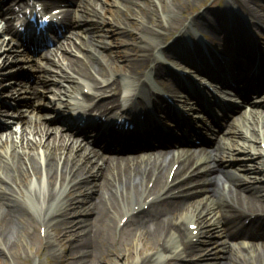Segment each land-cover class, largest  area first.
<instances>
[{"label":"bare ground","instance_id":"obj_1","mask_svg":"<svg viewBox=\"0 0 264 264\" xmlns=\"http://www.w3.org/2000/svg\"><path fill=\"white\" fill-rule=\"evenodd\" d=\"M61 1L48 0V4ZM64 1H72L77 6V13L64 30L84 23L92 42L104 48L107 44L96 39L97 32L102 34L96 15L101 12H110L113 16L124 14L127 23L118 31L129 33L132 45L121 55L122 62L115 65L111 60L105 61L104 54L96 47L82 40L77 42L71 33L64 35L54 48H47L35 61L34 69L38 73L23 100L29 107L28 112L40 108L42 94L48 89L46 77L55 75L52 67L57 64L63 67L60 72L71 80L73 87H81L73 83L76 74L91 80L96 92L110 90L108 99H98L95 105L104 114H119V83L99 87L102 81L88 70V64H95L90 62L88 52L82 51L80 56L66 54L68 47L90 49L97 58V73L102 76L120 72L138 80L153 61L152 68L156 76H160L161 84L173 94L178 93H174L176 83L166 76L162 59L156 58V51H170L158 39L173 32L187 36L190 29L184 27L186 16L201 0H100V12L96 10V0ZM236 1L249 13L254 11L245 0ZM62 10L68 15L66 9ZM7 14L16 15V11L11 8L3 13L0 9V21H3L0 74L8 62L19 58L22 48L25 50ZM257 17L264 22V16ZM203 19L215 30L221 26L215 11ZM135 31L140 32V38ZM71 32H77L75 36L79 38V31ZM60 49L63 60L57 62L53 52ZM14 88L15 92L21 90L19 86ZM84 96L92 99L90 93L84 92ZM231 113L222 120V125L225 122L229 129L210 148L177 149L133 157L111 155L79 141L71 142L67 132L37 121H32L30 138L26 132L22 139L7 143L0 133V264H6L8 258L21 257L26 246L40 243L42 227L46 228L47 238L53 237L56 243L69 242L64 264H112L114 257L130 262L134 243L141 250V257L131 264H183L182 259L189 255L196 256L194 264H223L221 255L225 257L224 264H264V191L244 174L248 171V162L258 155L252 152L257 148L255 141L249 139H261L260 145L264 144V109L251 106L245 126L240 122L241 117L246 116L244 112L241 117H231ZM41 115L47 118L49 113ZM16 118L23 121L25 111H20ZM156 122L151 118L146 121L151 125ZM118 141H115L117 146L121 145ZM105 142L114 144L112 138ZM237 143L240 148L235 147ZM261 147L260 155H264ZM227 151L233 153L234 159L224 168L227 185H223L221 177L216 175V166ZM43 164L49 187L44 194L47 209L39 212L28 206L23 195L31 192L32 179L42 177ZM61 165L60 172L56 167ZM60 176L69 180V190L57 193L55 184ZM57 195L60 198L56 200ZM35 198L41 200L38 191ZM193 224L198 225L197 234L192 230ZM235 248L237 251L233 253ZM150 250L155 251L149 254Z\"/></svg>","mask_w":264,"mask_h":264},{"label":"rangeland","instance_id":"obj_2","mask_svg":"<svg viewBox=\"0 0 264 264\" xmlns=\"http://www.w3.org/2000/svg\"><path fill=\"white\" fill-rule=\"evenodd\" d=\"M205 3L204 0H201V2L199 4H197V8L202 4ZM116 5H112V7H115ZM195 8V9H197ZM162 14L165 16L167 13L164 11V13L162 12ZM105 18L107 19V22L105 24L101 23V27L102 30L100 31L102 34H99L98 38L101 40V42H104L105 47L103 48L102 45H95L99 48H102V52L105 55V58L107 60H111L112 62H114V64H118L122 62L121 59V55L123 53H125L130 46L132 45V38L129 34H126L125 32L119 33L118 29H116L118 26H121V24L126 25L127 20L124 18L123 14H120V16L118 15L117 17L113 16L112 14H110V12L105 13ZM105 32V34H104ZM141 33H143L141 31ZM90 34V33H89ZM135 34L140 35L139 31H135ZM175 37V36H174ZM81 38L88 44L92 43V40L90 39V37L88 38V41H86L84 39L83 36H81ZM104 41H103V40ZM171 38H159L158 40L162 41V43H164L166 41V43H169L171 40ZM84 50V49H83ZM75 52L78 53V51L74 50L73 51L69 50L67 52V54H75ZM121 53L120 55H118V53ZM160 54V53H159ZM92 60L95 62V59L92 58ZM98 77L104 81L105 78L100 77V75L98 74ZM88 80V79H87ZM85 79H80L81 82H83L86 85V89H89L92 91L91 89V84L90 82H88ZM119 81L121 85H123V83L131 81L128 77H124L123 74H115L112 76V80L111 82L114 81ZM131 82H137V81H131ZM60 84H52L50 83L49 85V89H47V94H48V98L49 99H55L58 102L63 103V105L65 107H68V96H65V98L59 99V96H63L66 95V92H70L73 88H69V82L67 80H60ZM51 87V88H50ZM59 88H61L62 90H60ZM93 92V91H92ZM70 94V93H69ZM124 95L120 94L118 96L119 101L123 104L125 100H128L130 96H128L127 98H123ZM47 104L49 103V100H46ZM48 106V105H47ZM48 110V109H47ZM46 111V110H45ZM49 111V110H48ZM42 112V111H41ZM51 113V115H53L52 111H49ZM40 113V112H39ZM51 118V117H49ZM50 120V119H49ZM47 123L49 125H61L59 122L56 121H47ZM20 126V125H19ZM62 126V125H61ZM14 123H13V129L12 131L17 134L18 132L15 130L14 128ZM64 132H68V133H72L73 137L75 139H79V141H83L84 140V135L80 134V133H76V131L73 130H69L65 127L62 128ZM10 131L7 132L6 134H4V136H10L9 135ZM8 134V135H7ZM10 138V137H6L5 139ZM155 149V148H154ZM151 151H154L153 149L150 150H139V151H134V152H123L120 154H131V155H136V154H140L143 152H149L151 153ZM261 157L257 158L256 162H252L251 166L254 169L253 172L250 173V176L255 179L257 181V183L259 184H264V181L261 180L262 177H264V163L260 160ZM61 172V169H59ZM46 166L43 164V174L42 177L40 179L34 178L32 179V181H30L31 183V192H25V194L23 195L24 200L28 203V206L36 211H42L43 210V206H45L44 210L47 209V204H45L46 202L44 201V194L46 193L47 189H48V178H47V174H46ZM263 182V183H262ZM63 186V180L59 179L56 183V191H60L62 189ZM67 187V186H66ZM38 191V194L41 197V200H37V198H35V192ZM60 198L59 196H57V198H55L56 200ZM45 228H41L40 229V235H42L41 240H39L40 243L36 242L32 247H27L25 249V252L23 253V255L21 257H17L16 259L13 258H8L6 264H64L63 263V259L65 257V253L70 249L69 247V242H60V243H56L53 237L47 238L45 236ZM136 241V239H135ZM155 250H150L148 251L149 254H152ZM145 252V251H144ZM232 252L234 253V250H232ZM146 253V252H145ZM141 257V250L139 249L138 245H136V243L133 244V256H132V260L131 261H137L139 258ZM221 259L223 260L224 263V259L225 257L223 255H221ZM195 258H189V259H183L182 262L188 263V264H194ZM114 261V262H113ZM112 261V264H131V261L128 262L126 260L123 259V257H114ZM173 264H177V263H173Z\"/></svg>","mask_w":264,"mask_h":264}]
</instances>
